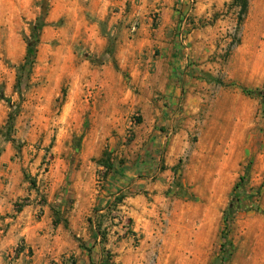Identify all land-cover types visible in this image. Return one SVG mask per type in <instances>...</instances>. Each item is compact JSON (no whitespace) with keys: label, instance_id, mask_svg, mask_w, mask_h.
Instances as JSON below:
<instances>
[{"label":"rangeland","instance_id":"rangeland-1","mask_svg":"<svg viewBox=\"0 0 264 264\" xmlns=\"http://www.w3.org/2000/svg\"><path fill=\"white\" fill-rule=\"evenodd\" d=\"M114 2L0 0V264L119 195L128 264H264V0Z\"/></svg>","mask_w":264,"mask_h":264},{"label":"crops","instance_id":"crops-1","mask_svg":"<svg viewBox=\"0 0 264 264\" xmlns=\"http://www.w3.org/2000/svg\"><path fill=\"white\" fill-rule=\"evenodd\" d=\"M109 2L115 3L114 0H109ZM103 198L104 196L94 199L90 196L89 199L85 200V204L81 206L76 204L74 208L68 210L60 207L62 199L56 197L53 201L54 207L64 213L65 216L64 222L58 221L54 225L51 219L47 218V212H45L43 222L45 225L51 222L53 231L50 234L41 231V227L44 226L43 223L31 226L32 211L30 209L22 212L19 218L20 230H16L15 234L22 238L27 249L35 248V255L31 264H102L104 250H108L114 256V264H128L130 260L129 249L122 241L114 242L115 239L111 238L115 228L111 226L108 208L114 197L106 198L104 202L102 201ZM104 216L108 218L105 217L104 219ZM101 218L104 219L101 222V228L106 229L107 233V240L104 244L100 243V238L95 233L94 227L95 221L102 220ZM12 242L13 246L9 251L13 250L19 243V241L15 243V239H12ZM22 263L30 264L26 261H22Z\"/></svg>","mask_w":264,"mask_h":264},{"label":"trees","instance_id":"trees-1","mask_svg":"<svg viewBox=\"0 0 264 264\" xmlns=\"http://www.w3.org/2000/svg\"><path fill=\"white\" fill-rule=\"evenodd\" d=\"M194 1V0H192ZM36 31V30H35ZM38 33V30H37ZM38 44V40L34 39L33 43H30L27 46V55H26V65L31 67V65L34 63L35 60V54H36V45ZM100 163H102V166H104V168H106V170H109L112 168V165H105V163H103L102 161H100ZM101 165V164H99ZM113 176H118V173H113ZM125 199L124 196H118L117 198H114L113 202L110 204L109 208H108V212L112 211L114 208H116L119 204H121L123 202V200ZM58 222V220H56L54 222V225H56ZM90 224L91 221H90ZM94 227H95V233L99 236L100 238V243L104 244L107 240V233H106V229H102V225L101 222L96 221L94 223ZM103 257L104 259L102 260V264H113V255L108 251V250H104L103 252ZM95 264V263H94ZM99 264V263H97Z\"/></svg>","mask_w":264,"mask_h":264},{"label":"built area","instance_id":"built-area-1","mask_svg":"<svg viewBox=\"0 0 264 264\" xmlns=\"http://www.w3.org/2000/svg\"><path fill=\"white\" fill-rule=\"evenodd\" d=\"M122 207V203L119 204L116 208H114L112 211L109 212V217L111 221V226H117L121 224V218H120V209ZM121 228L124 229V225H121ZM5 258L7 259L8 264H14L15 261H26L31 264L32 260V250L27 249L24 245V242L21 240L19 243L15 246V248L11 251H8L5 254ZM114 264V263H113Z\"/></svg>","mask_w":264,"mask_h":264}]
</instances>
